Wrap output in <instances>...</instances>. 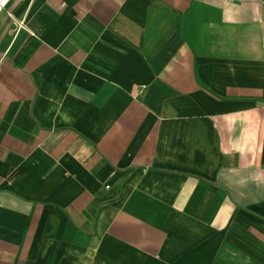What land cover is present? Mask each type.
Returning <instances> with one entry per match:
<instances>
[{
	"label": "crops",
	"instance_id": "obj_1",
	"mask_svg": "<svg viewBox=\"0 0 264 264\" xmlns=\"http://www.w3.org/2000/svg\"><path fill=\"white\" fill-rule=\"evenodd\" d=\"M0 264H264V0H11Z\"/></svg>",
	"mask_w": 264,
	"mask_h": 264
},
{
	"label": "built area",
	"instance_id": "obj_2",
	"mask_svg": "<svg viewBox=\"0 0 264 264\" xmlns=\"http://www.w3.org/2000/svg\"><path fill=\"white\" fill-rule=\"evenodd\" d=\"M11 0H0V12H2Z\"/></svg>",
	"mask_w": 264,
	"mask_h": 264
}]
</instances>
